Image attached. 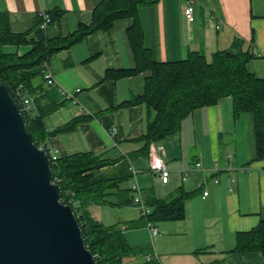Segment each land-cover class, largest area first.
<instances>
[{
	"label": "crops",
	"instance_id": "crops-1",
	"mask_svg": "<svg viewBox=\"0 0 264 264\" xmlns=\"http://www.w3.org/2000/svg\"><path fill=\"white\" fill-rule=\"evenodd\" d=\"M100 2L0 0V13L8 15L14 34L31 31L46 13L50 23L45 35L53 40L90 25ZM189 6L194 8L192 22L185 17ZM138 20L144 46L156 62L185 60L191 52L210 62L217 52L241 51L252 55L247 70L264 79V0H158L140 7ZM133 23V18L120 19L112 29L87 36L31 71L42 104L55 108L44 117V129H64L49 135L46 147L58 158L92 152L116 162L93 172V181L120 180L118 191L127 192L110 190V204H91L89 212L106 227H117L135 249L123 264H264L261 253L235 250L237 235L264 221V156L258 155L254 115H236L232 99H224L194 111L177 134L153 143L149 154L142 155L146 109L128 103L143 95L146 77L119 75L136 67L127 35ZM5 50L26 54L30 47ZM48 73L52 86L45 80ZM26 96L33 111L34 97ZM152 153L162 156L170 170L166 184L150 170ZM195 162L202 169L183 180V171ZM134 184L148 203L183 189L189 193L185 217L155 223L159 235L153 239L146 217L133 204ZM144 248L147 253L140 252Z\"/></svg>",
	"mask_w": 264,
	"mask_h": 264
},
{
	"label": "trees",
	"instance_id": "trees-1",
	"mask_svg": "<svg viewBox=\"0 0 264 264\" xmlns=\"http://www.w3.org/2000/svg\"><path fill=\"white\" fill-rule=\"evenodd\" d=\"M158 0H101L93 11L92 23L80 25L66 38L49 40L41 28L42 18L36 20L33 29L24 34H14L10 29L8 15L0 13V82L16 94L28 93L34 97L36 109L27 112L28 131L37 146L46 150L49 135L64 131L47 132L43 119L55 108L43 105L39 86L33 84L31 71L46 63L54 54L69 49L87 36L112 29L120 19L133 18L128 29V40L134 54L136 67L117 72L119 75L145 74L143 95L128 104L144 105L146 109V131L141 137L145 142L142 155H148L153 143L177 134L182 122L197 109L213 106L230 98L236 115H254L258 155L264 156V79L247 70L252 59L250 53L238 51L217 52L209 62L203 54L191 52L185 60L156 62L149 49L144 46V37L138 20L142 6H152ZM29 46L26 54L7 52V47ZM37 112V113H35ZM49 151V150H48ZM52 157L54 181L61 187V201L72 206L83 231L87 248L97 264H123L127 256L135 255L124 234L117 227H106L89 212L91 204H110L109 198L118 191L120 180L93 181L92 173L116 162L104 159L92 152L78 153L65 158ZM112 190V192H110ZM189 193L178 190L168 199H154L147 204L154 207L146 217L147 222L176 221L185 217V204ZM133 201V200H132ZM238 252H258L264 255V221L250 232L237 235ZM140 252L147 253L148 249ZM149 263V262H148Z\"/></svg>",
	"mask_w": 264,
	"mask_h": 264
},
{
	"label": "water",
	"instance_id": "water-1",
	"mask_svg": "<svg viewBox=\"0 0 264 264\" xmlns=\"http://www.w3.org/2000/svg\"><path fill=\"white\" fill-rule=\"evenodd\" d=\"M51 166L17 94L0 82V264H97Z\"/></svg>",
	"mask_w": 264,
	"mask_h": 264
},
{
	"label": "built area",
	"instance_id": "built-area-1",
	"mask_svg": "<svg viewBox=\"0 0 264 264\" xmlns=\"http://www.w3.org/2000/svg\"><path fill=\"white\" fill-rule=\"evenodd\" d=\"M193 13H194V8L192 6L187 7V9L185 10V17H186L188 22H192ZM40 16L42 18L41 28L43 30H46L48 24L50 23V17L46 13H42ZM45 80L49 86H52L55 84L54 78L50 73L45 75ZM17 96H18L19 101L22 104V107H23V110L25 111V113L30 112L31 108H32V100L30 98H28L27 96H24V95L17 94ZM67 97L69 99L74 98L72 93L71 94L69 93ZM158 152L163 154V152H164L163 148L160 147L158 149ZM151 156L153 159H152V162L150 165V170L152 172L158 174L160 176L162 182L164 184H166L168 182V179L170 176V170H169L167 164L164 162L162 156H154L153 157V153L151 154ZM54 159H56V157H54ZM200 169H202V163L201 162H195L189 169H186L183 171V180H186V177L190 173H194L195 171L200 170ZM241 172L245 173L246 170L242 169ZM57 182H55V183H57ZM199 185L202 186V183L200 182ZM132 192H134L133 204L140 209V211L142 212L144 217H148L151 213V207H150V205L147 204V202L142 197V194H141L137 184L133 185ZM204 194H205V196H207L209 193L205 192ZM147 226L151 232L152 238L155 239L159 235L158 228L155 227L154 224L151 222H147ZM147 258H148V261H152V255H148Z\"/></svg>",
	"mask_w": 264,
	"mask_h": 264
},
{
	"label": "rangeland",
	"instance_id": "rangeland-1",
	"mask_svg": "<svg viewBox=\"0 0 264 264\" xmlns=\"http://www.w3.org/2000/svg\"><path fill=\"white\" fill-rule=\"evenodd\" d=\"M109 201H112V199H110L109 198ZM142 213V212H141ZM143 215V214H142ZM154 224V223H153ZM156 224H154V226H155ZM156 227V226H155ZM143 259V257H140V260H142ZM143 263H145V261H142ZM147 264H152L151 262H149V263H147Z\"/></svg>",
	"mask_w": 264,
	"mask_h": 264
}]
</instances>
